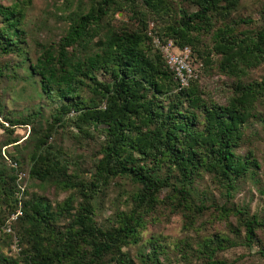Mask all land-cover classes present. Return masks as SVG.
Instances as JSON below:
<instances>
[{
    "label": "trees",
    "instance_id": "obj_1",
    "mask_svg": "<svg viewBox=\"0 0 264 264\" xmlns=\"http://www.w3.org/2000/svg\"><path fill=\"white\" fill-rule=\"evenodd\" d=\"M136 1L91 0L88 10L70 17L55 46L40 47L29 66V75L38 77L41 90L49 98L62 103L42 133L36 127V114L40 112L14 115L5 112L0 104V117L7 123L0 126L8 133L0 141V150L3 146L19 145L22 137L15 132L16 127L29 125L30 132L21 141L30 140L31 132L37 134L28 157L30 177L74 191L54 206L37 194L22 200V214L9 224L10 233L3 232L4 238L13 232L18 236L21 255L0 251V264H136L122 248L141 241L146 217L162 200L158 193L165 186L169 188L165 199L188 212H183L187 228L192 226L195 214L209 208L223 216L238 214L244 228V239L240 241L248 246L256 228L264 227V220L257 214L245 215L224 203L207 201L205 195L196 202L192 190L195 177L205 171L229 195L238 178L259 168L255 157L250 153L239 156L235 147L264 87L256 81L238 80L226 104L221 105L207 103L198 84L191 81L187 87L174 91L166 110L160 109L159 97H169V92L178 87L177 77L146 34L145 16H140ZM184 1L193 4L194 10L179 6L174 21L157 32L162 40L172 39L177 48L189 47L205 67L212 63L215 54L219 57V70L230 74L244 72L263 59L264 24L251 33V29L235 32V25L251 20L226 21L240 0ZM141 4L147 11H162L169 1L141 0ZM119 8L130 10L140 25L117 27L109 20L102 25L103 17ZM217 16L223 19V25L216 26ZM261 17L264 21V13ZM21 23L22 9L17 3H0V56L22 49L25 39ZM202 32L211 33L210 44H202ZM99 73L108 74L110 79L100 80ZM5 74L8 75V67L0 66V75ZM182 105H187L185 110ZM61 124L73 127L74 136L92 137L93 132L103 135L91 178L84 179L71 170L62 152L48 141ZM15 171L0 154V222L16 210ZM116 177L129 178L140 188L131 196L133 204L129 209L117 211L110 223L100 224L94 217L93 200L102 185ZM260 191L264 195V185ZM57 219L66 220L63 231L56 228ZM237 243L216 234L201 240L198 252L206 264H234L216 253ZM148 244L149 248L139 253V264H164L159 258L165 253L164 247L156 238Z\"/></svg>",
    "mask_w": 264,
    "mask_h": 264
},
{
    "label": "rangeland",
    "instance_id": "obj_2",
    "mask_svg": "<svg viewBox=\"0 0 264 264\" xmlns=\"http://www.w3.org/2000/svg\"><path fill=\"white\" fill-rule=\"evenodd\" d=\"M168 1L167 9L162 11H147L146 7L142 6L141 0L136 1V9L142 13L140 16H145V32L152 38V42L154 36L161 39L157 32L161 31L168 22L174 21L179 6L183 5L188 10H194V5L188 4L184 0ZM0 3L5 5L17 3L18 7L22 9L21 27L24 30L23 37L25 39L22 49L21 47L18 49L20 51L14 50L0 56V66L8 67V75H0V104L4 105L5 112L11 111L14 115L40 112V115L35 113L36 127L42 133L47 122L51 121L52 115L61 109L62 103L54 98H49L41 90L38 77L29 75V66L38 56L41 46H55L59 42L67 29L70 17L74 13L88 10L91 0H0ZM263 13L264 0H240L226 21L248 18L251 20L250 23L237 24L234 26V30L243 32L251 29L249 31L251 33L264 24L261 17ZM214 18L217 20L216 26L223 25L221 17ZM108 20L109 23L117 27L135 28L140 25L137 17L131 14L130 10L121 8L111 11L106 17L104 16L101 20L102 25L106 24ZM209 34L211 33H200L202 44H210ZM192 54L190 50L189 62L193 69L192 75L185 85L179 84L177 80L178 87L169 92L168 98L159 97L161 100L160 109L166 110L167 101L171 96H175L174 91L187 87L191 81L198 84V91L207 103L214 101L221 105L226 104L238 80L243 83L256 81L264 87V57L244 72L230 74L219 70V57L215 54L212 63L207 67L195 51L194 55ZM98 78L100 80L110 79L108 74L102 73L98 74ZM84 94L86 95V93ZM182 100L184 99L182 98ZM184 101L186 102V100ZM184 105L181 108L185 110L187 105ZM196 111L200 112L198 108ZM253 113V116L244 123L243 135L235 147V153L239 156L250 153L259 163V168L238 178L229 195H226L225 188L221 183L205 171L195 177L192 190L196 202H199V196L205 195L207 201L224 203L228 207L239 209L245 215L257 214L261 220H264V195L260 191L264 185V90L254 102ZM202 114L200 118H203ZM0 123L7 126L1 117ZM201 126L202 123L199 124V127ZM74 130L73 127L67 125H57L48 141L54 148L62 152L61 155L70 163L71 170H76L84 179H88L92 177L94 162L100 156L97 151L103 135L101 132H93L90 135L92 137L84 134L74 136L72 133L75 132ZM15 132L22 137L19 140V145L3 146L0 150V154L4 156L9 166L16 170L14 196L17 197L15 212L9 213L0 222V251L6 255L19 257L22 246L17 240L18 236L13 232L14 235L9 234L4 238L3 232L10 233L11 231L6 229V225L13 224L17 216L22 214V200H29L37 194L54 206L55 203L62 201L70 192L74 191L64 190L51 182H39L30 177L28 157L33 151V142L37 134L31 132L30 140L21 141L30 132V126L27 124L18 125ZM7 136L8 133L0 126V141ZM10 154L13 157L17 155L18 161ZM160 171L164 175L165 167H162ZM138 188H140L138 183L124 177H116L104 183L102 191H99L93 200L96 221L100 224L110 223L117 211L129 209L133 204L131 196ZM168 192L167 186L160 189L158 197L162 200L146 217L145 225L141 229V241L122 248L136 264L140 263L139 253L145 252L149 248L148 241L153 238H156L164 247L165 253L159 256L164 264H206L205 259L198 252V244L204 238L216 234L239 241L235 246L217 251V257L234 261V264H264V227L256 228L253 242L248 246L240 241L244 239V228L239 224L238 214L232 212L223 216L216 209L209 208L195 214L192 226L187 228L185 227L187 221L185 222L183 218L185 210L183 211L175 203H170L169 199H165ZM54 224L58 230L63 231L67 223L65 219H57ZM232 229H237L238 232H233Z\"/></svg>",
    "mask_w": 264,
    "mask_h": 264
},
{
    "label": "built area",
    "instance_id": "obj_3",
    "mask_svg": "<svg viewBox=\"0 0 264 264\" xmlns=\"http://www.w3.org/2000/svg\"><path fill=\"white\" fill-rule=\"evenodd\" d=\"M153 43L163 54L166 63L173 68L179 84L185 85L193 73L192 66L189 62V47L177 48L172 39L162 40L157 36L153 37ZM6 229L10 230L9 224H7Z\"/></svg>",
    "mask_w": 264,
    "mask_h": 264
}]
</instances>
